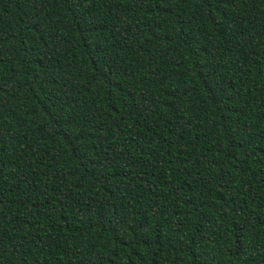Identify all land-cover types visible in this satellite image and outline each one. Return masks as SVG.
I'll list each match as a JSON object with an SVG mask.
<instances>
[{
	"label": "trees",
	"instance_id": "1",
	"mask_svg": "<svg viewBox=\"0 0 264 264\" xmlns=\"http://www.w3.org/2000/svg\"><path fill=\"white\" fill-rule=\"evenodd\" d=\"M0 264H264V0H0Z\"/></svg>",
	"mask_w": 264,
	"mask_h": 264
}]
</instances>
